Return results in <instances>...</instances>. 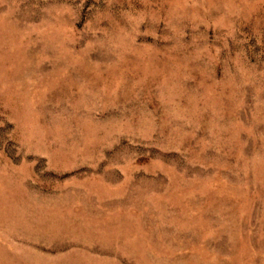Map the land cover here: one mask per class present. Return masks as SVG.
Here are the masks:
<instances>
[{
  "label": "rangeland",
  "instance_id": "374dc122",
  "mask_svg": "<svg viewBox=\"0 0 264 264\" xmlns=\"http://www.w3.org/2000/svg\"><path fill=\"white\" fill-rule=\"evenodd\" d=\"M0 264H264V0H0Z\"/></svg>",
  "mask_w": 264,
  "mask_h": 264
}]
</instances>
